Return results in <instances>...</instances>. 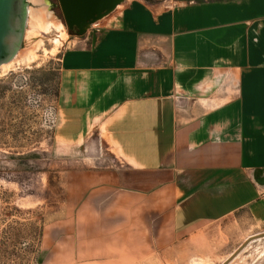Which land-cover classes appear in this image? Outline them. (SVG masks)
I'll return each instance as SVG.
<instances>
[{"label": "crops", "instance_id": "crops-1", "mask_svg": "<svg viewBox=\"0 0 264 264\" xmlns=\"http://www.w3.org/2000/svg\"><path fill=\"white\" fill-rule=\"evenodd\" d=\"M91 26L60 59L75 231L89 212L101 243L162 249L264 226V0H125Z\"/></svg>", "mask_w": 264, "mask_h": 264}, {"label": "rangeland", "instance_id": "rangeland-1", "mask_svg": "<svg viewBox=\"0 0 264 264\" xmlns=\"http://www.w3.org/2000/svg\"><path fill=\"white\" fill-rule=\"evenodd\" d=\"M42 8L55 15L60 30L36 27L32 42L28 14L14 64L0 67V264H223L247 238L264 232V226L227 220L208 225L210 236L149 249L132 238L101 243L91 236L89 212L75 231L78 200L73 180L61 175L74 166L65 161L69 151L59 145L55 124L61 55L79 34L70 33L59 0H28V11ZM229 264H264V238Z\"/></svg>", "mask_w": 264, "mask_h": 264}, {"label": "water", "instance_id": "water-1", "mask_svg": "<svg viewBox=\"0 0 264 264\" xmlns=\"http://www.w3.org/2000/svg\"><path fill=\"white\" fill-rule=\"evenodd\" d=\"M124 0H59L64 20L70 30L83 35L87 27L113 11ZM28 19V0H0V65L20 52ZM264 238V232L247 238L223 263L229 264L252 241Z\"/></svg>", "mask_w": 264, "mask_h": 264}, {"label": "bare ground", "instance_id": "bare-ground-1", "mask_svg": "<svg viewBox=\"0 0 264 264\" xmlns=\"http://www.w3.org/2000/svg\"><path fill=\"white\" fill-rule=\"evenodd\" d=\"M34 1L43 2L44 0H34ZM28 14H29V24L32 27V31H29L27 33V39L28 40L32 41L33 39H35L34 36L37 34L36 27L43 28L44 30H49V29H51L50 27H54L55 29L60 30V23H58V21L56 20L55 15L51 11H49L48 9H45V8H42V9H39V10L35 9V11H28ZM38 40H40V39H38ZM38 40L36 38L37 42H39ZM37 44L38 43L35 42L34 47ZM25 54H27L26 56L29 58V56L32 54V50H30L29 52H26ZM17 55H16V57H17ZM23 56L20 55V59ZM16 57H14V59H12L11 61L0 65V67H2L1 70H6L7 68H10L14 64L13 60H15ZM23 59H24V57H23ZM21 60H18V61H21Z\"/></svg>", "mask_w": 264, "mask_h": 264}, {"label": "trees", "instance_id": "trees-1", "mask_svg": "<svg viewBox=\"0 0 264 264\" xmlns=\"http://www.w3.org/2000/svg\"><path fill=\"white\" fill-rule=\"evenodd\" d=\"M75 31L74 30H70V33L73 34ZM78 34V31L76 32Z\"/></svg>", "mask_w": 264, "mask_h": 264}, {"label": "flooded vegetation", "instance_id": "flooded-vegetation-1", "mask_svg": "<svg viewBox=\"0 0 264 264\" xmlns=\"http://www.w3.org/2000/svg\"><path fill=\"white\" fill-rule=\"evenodd\" d=\"M73 30H74V31H78V29H77V28H74Z\"/></svg>", "mask_w": 264, "mask_h": 264}]
</instances>
